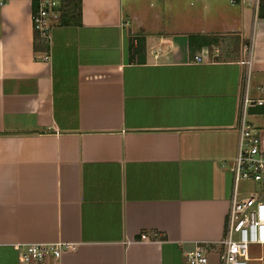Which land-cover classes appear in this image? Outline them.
I'll return each mask as SVG.
<instances>
[{
    "label": "crops",
    "instance_id": "obj_1",
    "mask_svg": "<svg viewBox=\"0 0 264 264\" xmlns=\"http://www.w3.org/2000/svg\"><path fill=\"white\" fill-rule=\"evenodd\" d=\"M32 1L0 3V264H27L17 242L76 243L54 264H181L215 246L241 119L264 149V101L241 102L264 98V8L62 0L40 32Z\"/></svg>",
    "mask_w": 264,
    "mask_h": 264
},
{
    "label": "built area",
    "instance_id": "obj_2",
    "mask_svg": "<svg viewBox=\"0 0 264 264\" xmlns=\"http://www.w3.org/2000/svg\"><path fill=\"white\" fill-rule=\"evenodd\" d=\"M62 0H33L31 21L34 30L43 32L48 29V18L61 5ZM3 0H0L2 3ZM241 5L250 3L254 9L264 6V0H230ZM244 55L250 50V45L243 47ZM218 53L209 54L206 49L202 53L193 55L194 61H211V57ZM244 64H250V59L244 57ZM247 76H245L246 80ZM264 98H250L245 94L241 99L242 105L255 102L262 103ZM232 174L233 191L228 201L225 213L224 231L210 246L203 241H196L192 248L182 252L181 264H209L208 254L214 253L218 264H248L249 245L264 243V200L259 197L258 191L239 190L244 182H261L264 185V149L260 145L256 129L244 120L239 121L238 143L236 153L230 161H223ZM243 190V189H242ZM139 238L149 239L147 233L140 232ZM17 260L27 264L56 263L63 253L75 250L76 243L56 240L53 242L14 243ZM260 258V256H259Z\"/></svg>",
    "mask_w": 264,
    "mask_h": 264
},
{
    "label": "rangeland",
    "instance_id": "obj_3",
    "mask_svg": "<svg viewBox=\"0 0 264 264\" xmlns=\"http://www.w3.org/2000/svg\"><path fill=\"white\" fill-rule=\"evenodd\" d=\"M64 4L62 5V7L60 9H58L59 11L56 12L57 14L60 15V13L64 9H66V5H64ZM242 185L244 186L242 189H250V190L255 189V190L259 191V194H261V192H262L261 191V185L262 184L260 182H244ZM260 251L261 250L259 249V246H257L256 244H250L249 245V256L259 254ZM208 259H209V264H218L214 253H209ZM248 264H260V262L250 258L248 261Z\"/></svg>",
    "mask_w": 264,
    "mask_h": 264
},
{
    "label": "trees",
    "instance_id": "obj_4",
    "mask_svg": "<svg viewBox=\"0 0 264 264\" xmlns=\"http://www.w3.org/2000/svg\"><path fill=\"white\" fill-rule=\"evenodd\" d=\"M259 7H260V8H262V7L264 8V6H263V5H261V6H259ZM59 9H60V8H59Z\"/></svg>",
    "mask_w": 264,
    "mask_h": 264
},
{
    "label": "water",
    "instance_id": "obj_5",
    "mask_svg": "<svg viewBox=\"0 0 264 264\" xmlns=\"http://www.w3.org/2000/svg\"><path fill=\"white\" fill-rule=\"evenodd\" d=\"M263 196H264V191H263Z\"/></svg>",
    "mask_w": 264,
    "mask_h": 264
}]
</instances>
